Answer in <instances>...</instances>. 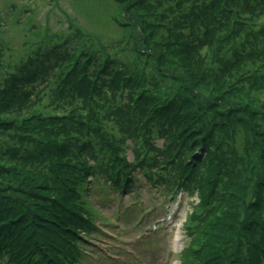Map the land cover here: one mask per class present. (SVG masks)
I'll use <instances>...</instances> for the list:
<instances>
[{"label": "rangeland", "instance_id": "1", "mask_svg": "<svg viewBox=\"0 0 264 264\" xmlns=\"http://www.w3.org/2000/svg\"><path fill=\"white\" fill-rule=\"evenodd\" d=\"M150 1L0 0V122L55 113L65 121L53 135L76 133L64 149L74 152V168L43 166L41 187L0 181V221L10 220L20 243L35 248L17 264L195 262L207 217L223 225L229 216L239 232L224 247L233 259L258 243L264 0H204L213 8L195 3L191 12L179 11L178 0L175 10ZM86 101L109 108L102 131L79 115ZM29 126L44 134L40 124ZM88 128L94 138L76 145ZM0 133L8 135H0L2 151L19 135ZM110 145L120 147L128 175ZM29 149L9 148L0 163L21 170L46 154ZM49 153L55 161L60 151ZM178 167L192 169L187 189L177 186ZM87 220L100 230L96 239ZM84 234L92 244L77 245L74 235ZM256 258L264 264L260 251Z\"/></svg>", "mask_w": 264, "mask_h": 264}, {"label": "trees", "instance_id": "2", "mask_svg": "<svg viewBox=\"0 0 264 264\" xmlns=\"http://www.w3.org/2000/svg\"><path fill=\"white\" fill-rule=\"evenodd\" d=\"M156 2H159L161 4H166L167 9L170 10H175L174 7L176 5L175 0H155ZM181 1V2H180ZM151 4H153V1H150ZM175 3V4H174ZM179 3V11L182 12H191L195 11V8H192V5L195 3L198 4L199 6H209V8H213V6L210 4L208 1L204 0H178ZM187 6H190V8H186ZM197 7V6H196ZM164 23H158V25H162ZM155 40V39H154ZM152 40V41H154ZM28 72L31 70V68H27ZM62 87V86H61ZM94 105H99L98 103L92 104L90 101H86L85 106H81L80 114L82 116L87 115V120L93 121L88 124V127H96V129H99L101 127L102 131V119H100L101 115L109 108L102 107L101 109L99 107H96ZM107 107V106H106ZM100 109V111L98 110ZM144 109V108H143ZM181 109V108H180ZM178 109L172 114V118H180V114L183 112L182 109ZM30 115V114H29ZM37 118V121L35 122L34 119ZM24 122H19L16 123L14 121H11L7 119L6 121L0 122V129L5 130V131H14V133H18L19 135L17 136V140L14 141L12 140L10 143L7 141L5 142V147L6 149L4 151L0 150V158L4 155H8L9 148L12 150L17 151L18 146L26 143L30 146V149L28 152H37V151H43L45 152V156L42 157L38 163L31 164L27 168H22L21 170L19 168H16L14 166H10L8 170L5 167L6 164H1L0 163V181L6 182L8 186H12V184L18 182L22 183L23 181L28 182L29 180L35 181L36 186L41 187L43 181L41 180V177L38 173V171H42L43 166H48L50 163L56 162V164L59 167H62V170L67 169H72L75 167L74 165V160H71L69 158L68 154H74L73 151L69 152H64V149L69 147V145L72 144L73 138L76 137V133L73 132L71 136L69 137L68 135H53V130L61 125L64 121L65 118L63 116L57 115L55 113H50L47 115H42L40 111L32 113L30 117L25 119ZM37 123L41 125L42 131L44 134L41 135L38 132L34 131L32 126H29L30 123ZM107 123V121H106ZM235 130H238L237 128ZM3 134L5 136V133H0V135ZM89 138H94L92 133L90 132V128L86 131V135L80 138L79 142L76 143V145L81 144L85 140L88 141ZM99 142L103 140L102 138H97ZM241 146V144H240ZM112 150H115L116 155L119 158V172L122 173L123 175H128L129 173L126 172L128 168H130V164L126 162L124 157L119 153L120 147L118 145H110ZM51 150H56L60 151V154L54 161V155L52 156L49 151ZM3 159V158H2ZM161 169L165 170H170L168 167H161ZM177 172L179 173V177L177 179V186L180 189H187V186L190 185L193 181V177L191 174H193L192 169H185L183 167H178ZM21 171V172H20ZM13 174H11V173ZM20 172V173H19ZM66 179V177L62 178ZM10 181L12 183H10ZM211 194L207 195L206 198L204 199V203H209L211 200ZM63 209L66 204H61ZM74 205H77L74 202ZM65 209H68V206H65ZM73 211V210H72ZM57 218H60V215H58ZM207 217L204 221V231H201V237L199 238L201 241H199V248L197 249L196 252V261L192 262L190 261L189 263L186 262L185 264H257L258 259L256 258V253L260 251L263 256H264V221L260 224V236L258 237V243L254 244L250 247V249H237V259H233L231 255L226 254V251L224 249L225 246H232L233 243L236 241L235 234H238L234 228H229L232 225V222H230L229 216L227 217L226 222L223 225H219L214 218L209 219ZM86 224V221L83 220ZM10 222V220H9ZM9 222L7 220H2L0 221V259L4 260L7 262V264H17V257L18 254H22V256L25 258L28 253L30 252V249H35V248H30L26 249V243L25 239L20 243L19 238L21 237V231L20 229H17V226L10 227ZM63 222V221H62ZM87 222H89L87 220ZM89 228H86V233L88 232H95L96 229L93 227V225L89 222L86 225ZM76 227V226H74ZM74 227L72 229H74ZM63 229H66L63 227ZM82 230V229H81ZM225 233V237H223V234ZM86 236V234H84ZM228 235H231L232 237H227ZM76 237H79L78 235H74ZM85 237H82L79 240H76L77 245H81L85 242ZM226 238H231L230 241H228ZM19 242V248L17 249L15 247V243ZM37 243V242H36ZM71 245H75V242H72ZM25 248L26 250L21 253V250ZM223 248V249H221ZM29 250V251H28ZM37 251V249H36ZM35 251V252H36ZM196 251V250H195ZM236 260L233 262V260Z\"/></svg>", "mask_w": 264, "mask_h": 264}]
</instances>
